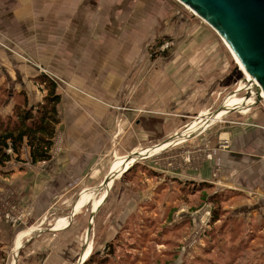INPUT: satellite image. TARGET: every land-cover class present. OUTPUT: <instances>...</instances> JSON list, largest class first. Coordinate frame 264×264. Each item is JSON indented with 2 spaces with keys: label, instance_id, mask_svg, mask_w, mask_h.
<instances>
[{
  "label": "rangeland",
  "instance_id": "rangeland-1",
  "mask_svg": "<svg viewBox=\"0 0 264 264\" xmlns=\"http://www.w3.org/2000/svg\"><path fill=\"white\" fill-rule=\"evenodd\" d=\"M91 1V7H98V0ZM113 1L103 0L109 13L107 20L118 13L121 15L120 21L124 29L129 30L130 25L137 23L144 25L142 29L153 30L150 39L144 38L147 40L144 41V48L141 47L137 58L136 77H139V87L143 83L141 77L167 69L173 70L168 64L170 58L167 59V56L187 54L209 58L217 56L220 53L218 51L222 50L210 42L216 39L223 44L226 51V56H222L224 69H205L200 81L187 85L185 111L190 112L189 110L198 103H208V111L187 116V122L180 129H185L196 119L202 126L197 133L183 142V137L173 138L165 145H161V140L154 142L153 145H159L155 150H163L145 158L141 157V154L147 150H138L137 158L143 159L134 163L137 164L135 169L126 175V178H123L122 174L121 179L112 186L109 196L106 194L102 202H78L85 191L79 190L78 187L68 191H52L48 185L41 184L36 173L30 170L18 172L14 169L9 173L8 169L17 168L22 164L28 169L45 163H32L28 148H24L23 161L13 160L5 166L0 165V264H81L92 252L94 259L90 264H98L106 259L107 264H264V190L259 193L258 201L257 187L252 177L250 180L244 177L247 183L242 192L229 189L232 187L225 185H220L224 187L221 191L213 186L199 190L200 185L192 184L187 190V195L181 202H175L174 206H171L173 202H143L141 206H136L137 215L129 216L127 221L122 222L125 216L123 214L128 212L127 205H131L135 198H146L147 192L143 191H147V186L139 184V180L134 177L143 163L157 165V169H161L163 164L185 171L200 168L205 162L213 163L217 153L231 147L232 138L222 137L220 131L232 130V126L239 124L235 122H239L243 117L247 124L253 118L263 122L264 99L260 96L261 91L258 93L260 89H254V86L249 84V78L219 33L197 13L191 11L189 6L178 0H121L122 7L117 8L115 12L111 3ZM160 32L161 34L156 35ZM127 33L129 34V31ZM165 41H171L173 47L162 51L161 45ZM208 41L210 46H207ZM0 42L8 45L13 51L21 49L5 38H0ZM222 53L220 55H223ZM163 55L167 56L160 58ZM205 61L207 60H203V65H200L209 67V63ZM13 65L15 70L18 69L16 64ZM31 65L42 64L32 62ZM1 67L0 63V70ZM41 69L45 72L46 69L49 70L46 67ZM189 71L190 76L195 74L193 70ZM39 77L33 79L37 103L43 101L48 93L45 83ZM197 77L198 73L195 78L191 77L185 81L193 83ZM158 88L160 91V87ZM214 91L216 92L213 93ZM57 92L59 93L58 88ZM230 94L232 96H229ZM228 97H232L229 105L223 110H218ZM5 99H9L7 92L0 94V115L7 105ZM13 99L14 106L15 97ZM60 108L61 104L58 105L61 119ZM223 111L227 114L216 118L217 113H224ZM157 118L161 122V116L157 115L154 120ZM158 130L160 129L157 128ZM203 130L207 131L201 133ZM169 144L172 146L165 148ZM58 153L55 149L52 156ZM110 158L111 156H108V159ZM115 159L113 157L106 163H112ZM214 168L213 179L235 178L234 174L238 173L234 168L226 170V175L224 168L218 164ZM130 179L133 185H129ZM103 190L104 187L92 190L94 197H99ZM216 194L223 200H215L213 197ZM253 199L256 202H251ZM215 215L219 219L213 222ZM141 221L151 223L147 228V236L141 235L139 227L128 226L129 223L132 225ZM241 224L244 226V232L238 234L234 241L231 237L229 240L230 234L226 233L225 226L229 225L237 232L241 230ZM217 233L216 239L213 240L212 236ZM170 251H174L176 256L167 253Z\"/></svg>",
  "mask_w": 264,
  "mask_h": 264
},
{
  "label": "crops",
  "instance_id": "crops-1",
  "mask_svg": "<svg viewBox=\"0 0 264 264\" xmlns=\"http://www.w3.org/2000/svg\"><path fill=\"white\" fill-rule=\"evenodd\" d=\"M120 1L111 2L115 12L122 7ZM90 3L91 0H0V38L21 47L13 51L0 42L1 87L12 93L23 90L30 104H35L38 98L35 96L33 79L49 75L56 79L62 96L61 121L57 125V133L61 135L56 136L61 144L59 153L47 161H40L45 163L39 167L25 169L22 164L8 171L35 172L41 184L48 185L52 191H68L77 187L85 190L78 202H102L132 164L163 150H155L159 145H153L154 142L161 140V145H165L173 138L182 137L183 142L188 136L197 133L202 126L198 119L191 121L185 129L180 128L187 122V116L208 111V103H198L190 112H186L187 85L200 81L205 69H224L226 56L223 44L216 39L210 44L215 43V46L222 48L218 52H223V55L219 53L209 58L187 54L169 55L168 64L173 70L141 77L143 83L139 87L137 58L147 40L144 38L153 36L152 28L142 29L143 24L135 23L130 25L129 30L124 29L120 14L116 13L107 20L109 13L106 2L98 0L96 8L91 7ZM159 34L161 32L156 33ZM210 44L208 41L207 46ZM203 60H207L205 62L210 66L204 68ZM32 62L42 65H31ZM13 64L18 69L15 70ZM41 67L49 70L45 72ZM187 69L193 70L195 74L190 76ZM197 73L195 82L185 81L195 78ZM231 98L223 101L220 110L229 105ZM13 103L14 99L10 96L1 111L3 116L12 113ZM155 111L162 113L154 114ZM157 115L161 116V122L158 118L154 120ZM235 123L239 124L232 126V130L220 131L222 137L232 138L231 147L217 153L213 163L205 162L200 168L186 171L163 164L161 169H157V165L143 163L134 177L139 180V184L147 186V191H143L147 192L146 198H135L131 205H127L128 212L123 214L122 222L127 221L129 216L137 215L136 206L143 202H173L171 206H174L175 202H181L187 195L192 184L203 186L204 189L208 188L205 187L208 184L219 191L224 189L220 185H225L242 192L247 183L244 177L248 180L252 177L259 201V193L264 190V121L253 118L247 124L243 117ZM157 128L160 130L157 131ZM169 146L172 145L165 148ZM140 149L147 151L139 159L136 152ZM108 156H111V160L113 157L116 159L106 163L110 160ZM216 164L224 168L226 175V170L235 168L238 172L234 174L236 177L213 179ZM113 173L117 177H112L109 184L104 185L101 195L94 197L92 190L97 187L102 189L104 180ZM130 183L133 185L132 179Z\"/></svg>",
  "mask_w": 264,
  "mask_h": 264
},
{
  "label": "trees",
  "instance_id": "trees-1",
  "mask_svg": "<svg viewBox=\"0 0 264 264\" xmlns=\"http://www.w3.org/2000/svg\"><path fill=\"white\" fill-rule=\"evenodd\" d=\"M39 78L45 83L48 93L44 97L43 101L38 102L37 104L31 105L29 103L27 93L23 90L15 93L14 96V93L0 86V94L3 95L7 92L9 97H15V105L13 106L12 113L6 116H3L2 114L0 115L1 166H5L7 162L13 160L23 161L22 151L24 148H28L31 162L34 164L40 161H47L52 158V149L54 146V139L57 134V125L61 121L59 117L58 105L61 102L62 96L57 92L58 85L53 78H50L47 75H41ZM6 101L7 99L4 100V102ZM10 150L11 152H9ZM136 165L137 164H134L131 168H129L123 174V178H126V175H129V173L135 169ZM207 185L205 187H209V185ZM198 189L203 190V186H199ZM213 198L217 201L220 199L223 200L219 194H216ZM218 219L219 217L217 215L213 216V222H216ZM150 225L151 223L146 221H141L132 225L130 223L128 224V226L139 227V231H142L141 235L143 236H147V228ZM240 226L241 230H237V232L229 225L225 226L226 233L230 234L229 240H231V237L232 241H234L238 234L241 235V233L244 232V226L242 224ZM217 235L218 233L212 236L213 240L216 239ZM232 252L233 251H231V253ZM112 253L114 252H111V254ZM167 253L172 254L174 257L176 256L174 251ZM1 255L0 250V256ZM93 259L94 254L92 252L90 257L84 263L90 264ZM107 261L108 260L106 259L98 264H107Z\"/></svg>",
  "mask_w": 264,
  "mask_h": 264
},
{
  "label": "water",
  "instance_id": "water-1",
  "mask_svg": "<svg viewBox=\"0 0 264 264\" xmlns=\"http://www.w3.org/2000/svg\"><path fill=\"white\" fill-rule=\"evenodd\" d=\"M180 1L225 39L246 71L260 84L264 92V0ZM220 108L221 106L218 109ZM112 177L115 179L117 176L114 173L109 174L102 187Z\"/></svg>",
  "mask_w": 264,
  "mask_h": 264
},
{
  "label": "bare ground",
  "instance_id": "bare-ground-1",
  "mask_svg": "<svg viewBox=\"0 0 264 264\" xmlns=\"http://www.w3.org/2000/svg\"><path fill=\"white\" fill-rule=\"evenodd\" d=\"M178 1H180V0H178ZM181 2V1H180ZM182 3V2H181ZM184 4V3H183ZM185 5V4H184ZM188 7V6H187ZM189 9L191 10V11H193L190 7H189ZM194 12V11H193ZM221 37V36H220ZM222 38V40L224 41V43H225V45L228 47V49L231 51V53H232V55L234 56V58H235V60L237 61V63H238V65L240 66V68L244 71V73L247 75V77L249 78L248 79V82H249V84L250 85H252V86H254V89H260V90H258V93L261 91V94H260V96L264 99V92H263V90H262V88H261V86H260V84H258L254 79H253V77L246 71V69L244 68V66H243V64L240 62V60L236 57V55L234 54V52L232 51V49L230 48V46L228 45V43L225 41V39L223 38V37H221ZM248 101V100H247ZM245 102V101H244ZM224 113H217V116H216V118H219L220 117V115L221 116H223V115H226L227 114V112L226 111H223ZM111 179V178H110ZM109 184V182L108 183H106V184H104L105 186L106 185H108Z\"/></svg>",
  "mask_w": 264,
  "mask_h": 264
},
{
  "label": "built area",
  "instance_id": "built-area-1",
  "mask_svg": "<svg viewBox=\"0 0 264 264\" xmlns=\"http://www.w3.org/2000/svg\"><path fill=\"white\" fill-rule=\"evenodd\" d=\"M172 47H173V44L171 43V41H165L161 45L162 51L170 50ZM55 149L58 150V151L61 150V144H60V139L59 138L54 139V146H53V149H52V155L54 154V150Z\"/></svg>",
  "mask_w": 264,
  "mask_h": 264
}]
</instances>
